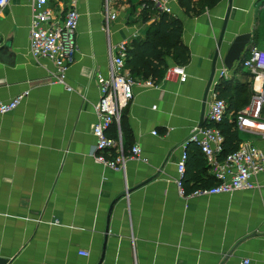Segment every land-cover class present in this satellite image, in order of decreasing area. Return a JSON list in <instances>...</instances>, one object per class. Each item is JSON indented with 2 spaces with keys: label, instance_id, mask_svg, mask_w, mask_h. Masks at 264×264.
Wrapping results in <instances>:
<instances>
[{
  "label": "crops",
  "instance_id": "1",
  "mask_svg": "<svg viewBox=\"0 0 264 264\" xmlns=\"http://www.w3.org/2000/svg\"><path fill=\"white\" fill-rule=\"evenodd\" d=\"M144 1L78 0L65 83L52 82L53 61L29 51L33 0H9L1 10L0 48L8 46L0 49V102L22 96L0 114L6 264H98L102 253L101 264H264V172L253 189L230 194L181 195L176 185L183 151L188 175L201 168L211 176L189 133L206 124L214 96L225 100L223 119L233 121L240 141L243 135L264 152L258 132L235 123L259 84L241 62L248 48L264 49V0H169L170 13ZM49 5L58 12L63 3ZM168 17L182 23L180 40L189 50L184 81L166 76L175 65L160 45ZM244 34L250 36L240 59L225 68L229 45ZM121 41L138 83L120 116L129 136L120 119L106 134L125 154L133 145L140 153L114 171L95 161L92 127L100 97L95 74L108 73L111 49Z\"/></svg>",
  "mask_w": 264,
  "mask_h": 264
},
{
  "label": "built area",
  "instance_id": "2",
  "mask_svg": "<svg viewBox=\"0 0 264 264\" xmlns=\"http://www.w3.org/2000/svg\"><path fill=\"white\" fill-rule=\"evenodd\" d=\"M62 9L55 11L50 7V0H33L32 18L29 33V51L37 59H49L55 64L52 82L65 83L68 71L74 61L76 51V27L79 19L77 9L78 0H60ZM169 0H145L143 7L150 6L161 12L170 13ZM9 0H0V12ZM264 9V2L262 4ZM110 18H114L111 14ZM128 45L121 41L111 49V62L106 75L101 72L95 74L100 97L94 104L96 121L92 127L95 138L94 159L108 169L124 171L126 159L138 157L140 148L133 145L128 153H124L118 142L109 137L106 132L114 123L119 122L122 111L133 97V86L137 80L126 68ZM241 65L256 75L259 84L255 87L249 102L235 116L236 127H245L258 132L264 142V49L252 46L243 56ZM225 69L220 74L224 75ZM166 76L176 77L184 81L186 74L184 67L173 65L166 70ZM145 85L154 86L152 81H145ZM22 96L0 102V114L14 110ZM226 102L214 96L210 102L205 120L206 124H195L189 133V140L195 143L204 155L205 163L215 179L213 185L194 189L191 195H207L232 193L236 190H251L255 187V178L264 172V152L251 140H241L237 148L222 158L223 135L218 127L225 116ZM114 150V151H113ZM187 153L182 152L177 163L179 178L176 185L184 195L182 177L185 171ZM82 252V255H87ZM244 259L240 264H248Z\"/></svg>",
  "mask_w": 264,
  "mask_h": 264
},
{
  "label": "trees",
  "instance_id": "3",
  "mask_svg": "<svg viewBox=\"0 0 264 264\" xmlns=\"http://www.w3.org/2000/svg\"><path fill=\"white\" fill-rule=\"evenodd\" d=\"M216 1L217 0H211L207 4L212 5ZM181 30L182 23L178 19H170L169 17L166 18L165 23H163L161 26V34L163 35V38L160 39V45L165 47L168 53H171L175 65L183 66V64H185L189 60V50L185 45H183L180 40ZM218 127L224 138L222 144L223 149L221 154H219V157L222 158L225 154L231 153L237 148L240 139L238 138V134L234 127L233 121L229 122L228 120L223 119L221 123L218 124ZM120 128L122 134L125 137H128L129 131L125 127L122 117L120 119ZM200 170L201 168L195 170L192 175H188V170L185 166V171L182 177V184L185 193L193 191L197 188L209 187L214 184L215 179L213 178V176L207 174L200 175Z\"/></svg>",
  "mask_w": 264,
  "mask_h": 264
},
{
  "label": "water",
  "instance_id": "4",
  "mask_svg": "<svg viewBox=\"0 0 264 264\" xmlns=\"http://www.w3.org/2000/svg\"><path fill=\"white\" fill-rule=\"evenodd\" d=\"M249 34H244V35H237L233 41L231 42V44L229 45L224 59H223V63L225 65V68L230 69L233 66V63L236 60H239L241 57L242 52L245 50L246 48V44L249 41ZM8 46V44H5L3 46H1V48H6ZM0 48V49H1ZM102 257H103V253L101 256V259L99 260L98 264H101L102 262ZM7 260L0 258V264H6Z\"/></svg>",
  "mask_w": 264,
  "mask_h": 264
},
{
  "label": "rangeland",
  "instance_id": "5",
  "mask_svg": "<svg viewBox=\"0 0 264 264\" xmlns=\"http://www.w3.org/2000/svg\"><path fill=\"white\" fill-rule=\"evenodd\" d=\"M245 138H246V137H245ZM241 139H242V140H245L244 137H243V135H241Z\"/></svg>",
  "mask_w": 264,
  "mask_h": 264
}]
</instances>
